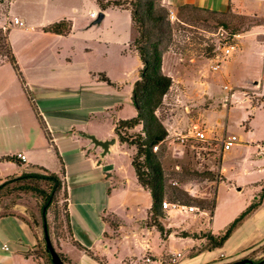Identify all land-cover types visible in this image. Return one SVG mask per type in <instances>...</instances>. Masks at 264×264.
Returning <instances> with one entry per match:
<instances>
[{"label":"rangeland","instance_id":"obj_1","mask_svg":"<svg viewBox=\"0 0 264 264\" xmlns=\"http://www.w3.org/2000/svg\"><path fill=\"white\" fill-rule=\"evenodd\" d=\"M96 7L94 0L0 1V27L10 30V42L17 59H19L18 64L21 71L24 68L33 73L29 52L39 48L42 49V53L47 50L54 55L56 52L67 53L74 50L76 53L74 62L86 64L94 70L107 71L116 78L122 74L121 65L123 63L129 68L135 67L134 65L137 64L135 57L128 56L125 61L119 54L123 50L121 40L131 35L129 13L110 10L103 23L93 25L91 23L94 18L90 17V13ZM95 12L99 13V10ZM190 15L189 11L180 15L176 10L174 17H170L172 39L165 53V72L172 77L173 85L158 114L163 121L173 120L177 126L173 128L168 126L169 129H174V132L161 146V162L165 170L167 190L164 200L171 202L169 193L174 188L183 189L193 197L204 199L207 202L217 200L215 225H219L230 218L233 219L234 214L245 201L255 195L256 188L252 184L258 181L257 178L260 176L256 169L261 168L264 164V160L258 157L255 148L251 145L264 139V106L258 107L264 104V95L260 93L258 84L252 81L254 78L262 80L264 93L263 53L260 54L256 47L247 46V51L239 60L240 64L235 65L229 60L235 52L246 47L249 39L257 40L264 50V14H241L229 10L217 14L197 12L195 19L189 18ZM15 16L25 21L24 27L14 23ZM63 18L72 21V30L69 36L59 37L44 33V27ZM89 24L93 26L87 27ZM86 47L89 48L88 51H84ZM172 52L176 54L175 57ZM43 63L44 54H42V71L45 68ZM215 65L218 67L214 69ZM53 69L54 71L47 68L46 71H52L53 76L61 75L59 71ZM13 94H15L14 91ZM131 105L130 107L133 109L134 106ZM254 106H256L255 109L252 108ZM22 109L25 120L6 126L5 130L11 133L19 130L27 135L28 139L37 141L41 138V132L35 123L30 122L25 108ZM252 115L251 128L247 131L245 126ZM122 116L130 118V113L128 110H124ZM102 126L107 128L108 123L104 122ZM196 129L205 131L207 136L205 141L191 137L183 144L180 141H174L176 133L191 135ZM138 130L140 127H136L130 133H136ZM228 135H236L238 140L232 144L231 149L225 150L221 146V140ZM133 152L134 150L131 148L117 146L112 152H107V155L116 166L123 165L122 172H125L126 175L129 173V168L133 183L137 185L128 157L133 155ZM221 158L228 180L218 185L216 199L217 182L223 180L221 172L218 171ZM19 170V167L15 165L0 164V179L3 180L6 176L15 174ZM194 170L214 171L216 178L214 180L201 179L191 174ZM238 187H242V189L239 190ZM24 195L36 197L41 204L40 197L34 193L10 189V192L0 199V213H7L6 207L9 208L13 203L21 201L20 199H23ZM178 196L183 198L180 194ZM176 203L181 205L178 201ZM65 204V197L60 192L57 202L53 204L47 214L48 235L55 250L63 255H65L63 243L70 241L66 225ZM191 205L195 209L188 213L163 210L166 213V217L161 219L163 226L172 228V232L177 235L170 237L168 243L170 249H184L188 240L178 237V235L180 236L181 232H186L190 228L191 232H198L195 229L196 225L199 222L206 223L210 219V209H206V215L199 216L202 209L195 203ZM110 217L119 223H125L123 219L119 220L114 215ZM39 219L40 222L37 224L41 228V238L30 254L36 259L37 264H52L50 254L45 249V232L41 216ZM141 221L143 225H149L150 232L146 231V234H149L148 238L154 239V244L158 246L159 239H164V236L149 224L150 221L146 223L141 218L136 220L140 225ZM195 223L197 224L195 225ZM129 227L136 229L137 225H129ZM125 231H112L110 235L113 238H118L125 234ZM122 244L124 252L132 250L130 244L125 245L124 242ZM208 244L210 245V243ZM114 248H104L110 264H115ZM142 256L143 262L146 256H151L155 260L170 258L164 254L152 256L149 252ZM190 256L194 262L203 259L200 252H195L186 256L182 254L180 260L187 261ZM141 257L139 256V260ZM260 257H264V244L255 247L245 258L251 261ZM130 259L127 262L130 263ZM180 260L177 264H182V262L179 263ZM96 264H99L97 260Z\"/></svg>","mask_w":264,"mask_h":264},{"label":"crops","instance_id":"obj_2","mask_svg":"<svg viewBox=\"0 0 264 264\" xmlns=\"http://www.w3.org/2000/svg\"><path fill=\"white\" fill-rule=\"evenodd\" d=\"M94 1L97 7L91 13H95L97 16L98 12L95 11L99 10V13L104 14L102 21L97 25L103 23L110 10L127 11L130 15L129 10L119 6H110L102 10L96 0ZM161 3L170 10L173 17L178 7L184 4H192L220 13L233 10L241 14H264V0H161ZM91 13L90 17L93 18ZM23 22L25 26V21L23 20ZM91 24L87 27L94 25ZM71 30L72 24L67 34L44 33L67 37ZM135 35L136 30L131 19V35L121 40L123 50L119 54L125 61L128 56L135 57L137 64L134 65L135 67L129 68L123 63L121 65L122 74L118 78L110 75L107 71L94 70L86 64L74 62L73 59L76 56L74 50L67 53L56 52V55L47 50L42 53L40 48L31 50L29 53L33 73L24 68L21 71L26 83L25 87L20 83L10 63H2L0 65V164L6 163L19 167V172L15 174L31 171L34 166H42L62 178L63 188L60 192L65 197V207L70 223V241L63 244L65 255L71 264H96V260L99 264H110L104 248L111 249L112 247H115V264H144L142 255L146 252L152 256L164 254L170 257L176 253L186 256L200 252V256L203 257L201 261L194 262L192 256L187 261L180 260V256L178 261L180 260L179 263L182 262V264H229L244 259L254 245L264 244V197L261 203L233 229L231 235L221 246H214L212 243L209 245L206 237L187 236L183 237L188 240L184 249H170L168 245L170 237L177 236L173 232L162 239L163 243L159 239V245L156 246L154 239L148 238L149 234H146V231L150 232L149 225H143L142 221L141 225L136 222L138 218L145 221L148 219L152 197L150 192L137 181L131 164L132 154H128V157L137 185L133 183L129 168L130 174L126 175L125 172H122L123 165L116 166L108 158L107 153L102 156V148L95 146L90 139L82 135V133H91L101 140L115 137L116 142L110 145L109 152H112L117 146L131 148L135 152L134 147L120 143L114 133L117 121L128 119L122 116L124 110H128L130 118L136 114L134 108L130 107L132 104L131 93L134 82L139 78L142 62L132 46ZM247 46L256 47L264 56L261 43L249 39L243 50H238L232 55L229 59L230 62L235 65L240 64L239 60L247 51ZM88 50L87 47L84 49V51ZM166 52L163 53L162 62L164 73H166ZM42 54H44V71H42ZM172 54L174 57L176 56L175 53L172 52ZM47 68H51L52 71L55 68L61 75L53 76L52 71H46ZM100 73L109 77L114 86L100 80ZM252 81L258 84L260 93L264 95L262 80L254 78ZM263 106L264 104L258 107ZM255 107L252 108L255 109ZM22 108H25L30 122L35 123L41 132V138L37 141L28 139L29 137L19 130L14 133L5 130L6 126L25 120ZM252 118L253 115L245 126L247 131L251 128L250 120ZM104 122L108 123L107 128L102 126ZM163 124L168 130L167 137H170L174 129H169V127L173 128L177 126V123L171 120L163 121ZM251 145L255 148L258 157L264 160V139ZM18 154L24 155L21 164L2 159L6 155L18 157ZM256 170L260 174L257 178L258 181L252 184L256 188V193L236 211L235 217L252 203L255 197L259 196L264 187V164ZM218 171L221 172L224 179L217 182L216 199L218 185L228 180L225 176L222 158ZM3 180L0 179V183ZM238 189L240 190L242 187H238ZM20 200L9 208L6 207L7 213H0V264H37L30 251L36 248L41 238V228L37 224L40 222V200L37 201V198L31 197V195H24ZM217 206L218 201L215 202L208 222L195 223L198 233L205 231L213 235L220 234L235 218L233 216V219L230 218L222 222L223 224L215 225ZM165 211L175 212L176 210ZM206 214L207 210H200L198 215ZM113 215L119 220L123 219L125 223L115 220L118 226L115 229L111 228L103 220V217L107 216L112 220L110 216ZM129 225H137V227L132 229ZM116 230L126 231L122 236L113 238L110 234ZM191 231L190 228L186 232ZM178 237L182 236L178 235ZM128 239L131 241L127 242ZM123 242L125 245H131L130 252L122 250ZM139 256H142L141 260H139ZM129 258H131L130 263L127 262Z\"/></svg>","mask_w":264,"mask_h":264},{"label":"trees","instance_id":"obj_3","mask_svg":"<svg viewBox=\"0 0 264 264\" xmlns=\"http://www.w3.org/2000/svg\"><path fill=\"white\" fill-rule=\"evenodd\" d=\"M2 1V0H0ZM102 10L110 6H119L130 11L133 26L136 35L133 38L132 46L137 51L142 66L139 70V78L134 82L131 100L136 114L128 119H120L114 127L120 143L132 146L135 152L131 156V164L138 183L147 189L152 197L150 215L146 222L155 227L166 237L172 233V228H165L161 219L166 217L162 209V201L166 197L165 170L161 162V146L167 139L168 130L163 124L157 111L163 104L164 97L173 84V79L162 69L163 53L166 51L172 39V25L170 21V10L161 3V0H96ZM178 13L181 15L185 11L191 12L189 18L195 19L197 12L220 13L207 8H200L192 4H184L178 7ZM189 20V19H188ZM71 21L62 19L44 27V32L53 34H67L71 29ZM10 30L0 27V65L4 62L10 63L22 86L26 83L20 70L17 57L10 42ZM212 50V49H211ZM100 80L108 85L114 86V83L104 73L99 75ZM136 127H140L136 133H130ZM2 159L16 161L21 164V159L15 155H6ZM221 161V159H220ZM37 169V170H35ZM201 179L214 180L216 174L214 171H197L192 173ZM224 179V177L222 176ZM12 187V188H11ZM63 188L62 178L55 172H52L42 166H34L31 171H22L19 174L7 176L0 183V199L12 190L31 192L40 197V216L44 228L48 231L47 214L54 203L57 202L60 191ZM178 194L182 195L184 200ZM264 197V187L258 197H255L239 215L226 227L224 232L213 235L204 232H181L182 237H206L209 243L214 246H221L231 235L233 229L248 216L262 201ZM171 202H180L183 205L195 203L202 210L215 207V200L207 202L190 195L183 189H173L169 193ZM66 225L70 231L68 211L65 209ZM111 228L115 229L118 223L109 217H103ZM262 246L261 243L254 245ZM46 251L48 249L45 246ZM49 252V251H48ZM50 254V253H49ZM63 264H71L67 256L58 253ZM50 261L51 260L50 255ZM249 264H264V257L257 260H251Z\"/></svg>","mask_w":264,"mask_h":264},{"label":"built area","instance_id":"obj_4","mask_svg":"<svg viewBox=\"0 0 264 264\" xmlns=\"http://www.w3.org/2000/svg\"><path fill=\"white\" fill-rule=\"evenodd\" d=\"M91 15L93 16V18H96L95 13H91ZM170 17H173L172 13H170ZM14 23L17 24L18 26L24 25V22L21 19H19L18 17L14 18ZM217 67H218V65H215L213 68L215 69ZM189 137L195 138V139L201 140V141H205L207 139V136H206V133L204 130L196 129L193 132V134H191V135H185V134L179 135V134H177L174 141L175 140L180 141V143L183 144L186 140L189 139ZM235 141H237L236 135H228L221 140V146L223 149L228 150ZM18 157L20 159H24V155H22V154H18ZM175 184H176V182H175ZM162 208H163V210L172 209V210H176L177 212H182V211L189 212V211H194V209H195V207H193V206H186L183 204L180 205L176 202H169L166 200L162 201ZM4 248L7 249V247H4ZM180 256H181V253H176V254H173L170 258H168L166 260H155L151 256H146L144 258V264H176Z\"/></svg>","mask_w":264,"mask_h":264},{"label":"water","instance_id":"obj_5","mask_svg":"<svg viewBox=\"0 0 264 264\" xmlns=\"http://www.w3.org/2000/svg\"><path fill=\"white\" fill-rule=\"evenodd\" d=\"M103 17H104V14L102 12L98 13L96 18L92 21V24H99L102 21ZM82 135L84 137L90 139L95 146H99L102 148V150H103L101 153L102 156L105 153L109 152L110 151L109 150L110 145H112L116 142L115 137H112V138L106 139V140H101V139H98L95 135H93L91 133H82ZM44 232H45L46 248L48 249V251L51 255V260H52L53 264H63L61 257L59 256L58 252L53 247V244L50 240V237L48 235V231L46 228H44ZM249 262H250L249 259L244 258V259H241V260L229 263V264H246Z\"/></svg>","mask_w":264,"mask_h":264}]
</instances>
